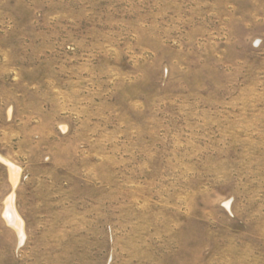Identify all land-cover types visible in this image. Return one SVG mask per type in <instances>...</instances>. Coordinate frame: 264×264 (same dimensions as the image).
<instances>
[{
    "label": "rangeland",
    "instance_id": "obj_1",
    "mask_svg": "<svg viewBox=\"0 0 264 264\" xmlns=\"http://www.w3.org/2000/svg\"><path fill=\"white\" fill-rule=\"evenodd\" d=\"M0 264H264V0H0Z\"/></svg>",
    "mask_w": 264,
    "mask_h": 264
},
{
    "label": "bare ground",
    "instance_id": "obj_2",
    "mask_svg": "<svg viewBox=\"0 0 264 264\" xmlns=\"http://www.w3.org/2000/svg\"><path fill=\"white\" fill-rule=\"evenodd\" d=\"M12 178H14V183H16L18 178V171L13 168L12 170ZM7 212H8V219L11 224H13L18 230L22 231V219L18 215L16 209L14 208V193L10 194L7 197ZM7 215V213H6Z\"/></svg>",
    "mask_w": 264,
    "mask_h": 264
}]
</instances>
